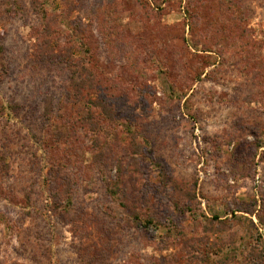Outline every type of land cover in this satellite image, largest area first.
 <instances>
[{
	"label": "rangeland",
	"instance_id": "1",
	"mask_svg": "<svg viewBox=\"0 0 264 264\" xmlns=\"http://www.w3.org/2000/svg\"><path fill=\"white\" fill-rule=\"evenodd\" d=\"M0 264H264V0H0Z\"/></svg>",
	"mask_w": 264,
	"mask_h": 264
},
{
	"label": "trees",
	"instance_id": "2",
	"mask_svg": "<svg viewBox=\"0 0 264 264\" xmlns=\"http://www.w3.org/2000/svg\"><path fill=\"white\" fill-rule=\"evenodd\" d=\"M76 70H78V72H77V73H78V76H79V77H77V78H80V76L82 75V73H83V71H84V70H80V69H78V67H77V66H76V69H75V71H76ZM76 82H78V81L76 80ZM103 107H105V106H103Z\"/></svg>",
	"mask_w": 264,
	"mask_h": 264
}]
</instances>
